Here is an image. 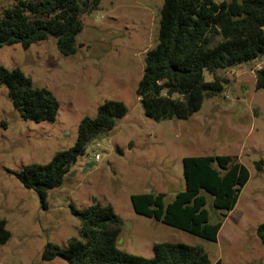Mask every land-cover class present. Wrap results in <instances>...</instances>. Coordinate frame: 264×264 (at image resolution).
<instances>
[{"label":"rangeland","instance_id":"374dc122","mask_svg":"<svg viewBox=\"0 0 264 264\" xmlns=\"http://www.w3.org/2000/svg\"><path fill=\"white\" fill-rule=\"evenodd\" d=\"M17 1L0 0V11ZM163 2L101 0L97 10L83 15L78 52L72 57L62 56L54 39L28 50L0 48V65L20 69L59 102L55 121L24 120L8 89L0 86V219L11 234L0 247V264H68L61 258L45 260V249L50 244L66 248L79 238L74 210L94 203L111 206L121 219L117 246L129 255L152 259L155 244L172 243L203 249L213 264H264V245L257 236L264 223V90L256 89L264 57L220 72L227 80L224 91L205 99L190 118L146 117L137 91L146 53L158 42ZM205 77L211 79L208 73ZM106 101L123 102L127 115L89 143L63 185L49 190L43 202L16 174L74 147L82 120L94 118ZM224 155L238 159L250 179L217 242L135 212L133 195L164 194L170 203L184 191V158ZM212 200L208 196L207 209Z\"/></svg>","mask_w":264,"mask_h":264},{"label":"trees","instance_id":"16d2710c","mask_svg":"<svg viewBox=\"0 0 264 264\" xmlns=\"http://www.w3.org/2000/svg\"><path fill=\"white\" fill-rule=\"evenodd\" d=\"M101 0H18L0 11V48L32 45L54 39L59 53L78 52L83 15L100 7ZM264 57V0H164L156 46L146 53L137 95L146 117L156 121L188 119L205 99L224 91L219 74ZM211 77L206 80L205 74ZM0 86L8 89L15 110L24 120L53 122L59 102L45 88L36 87L20 69L0 65ZM256 89L264 90V67L256 73ZM128 113L123 102L106 101L94 118L79 126L74 147L58 152L46 165L32 164L16 174L44 202L49 190L63 185L72 165L86 154L89 143L111 132ZM185 189L173 201L164 194L131 198L138 215L154 219L211 242H217L223 223L234 211L250 179L247 168L232 156L183 159ZM262 164H258L261 170ZM208 196L212 204L207 209ZM214 212V216L212 212ZM80 220L79 238L66 248L48 245L43 258H61L68 264H213L207 253L185 244L154 245V257L129 255L117 246L122 221L111 206L94 203L74 210ZM257 236L264 245V223ZM11 237L0 219V247Z\"/></svg>","mask_w":264,"mask_h":264},{"label":"built area","instance_id":"2783aa9c","mask_svg":"<svg viewBox=\"0 0 264 264\" xmlns=\"http://www.w3.org/2000/svg\"><path fill=\"white\" fill-rule=\"evenodd\" d=\"M95 158H96V160H100V156L99 155H96Z\"/></svg>","mask_w":264,"mask_h":264}]
</instances>
